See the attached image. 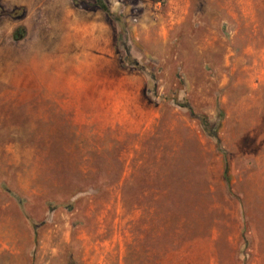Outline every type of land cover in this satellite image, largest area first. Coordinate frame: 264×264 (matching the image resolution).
I'll return each mask as SVG.
<instances>
[{"label":"rangeland","instance_id":"obj_1","mask_svg":"<svg viewBox=\"0 0 264 264\" xmlns=\"http://www.w3.org/2000/svg\"><path fill=\"white\" fill-rule=\"evenodd\" d=\"M0 264H264V0H0Z\"/></svg>","mask_w":264,"mask_h":264},{"label":"trees","instance_id":"obj_2","mask_svg":"<svg viewBox=\"0 0 264 264\" xmlns=\"http://www.w3.org/2000/svg\"><path fill=\"white\" fill-rule=\"evenodd\" d=\"M98 6L109 17H112V13L108 10V8L101 1L98 2ZM123 64L131 65L135 68H139L137 61L131 57L128 48H125V56L123 58ZM185 107L188 109L189 113L199 121V124L201 128L203 129V131L206 132L212 139H214L217 147L220 148V141L216 134V131L209 125L206 117L203 115H196L193 112L192 108L188 105H185ZM225 180L226 181L228 180L226 173H225Z\"/></svg>","mask_w":264,"mask_h":264}]
</instances>
